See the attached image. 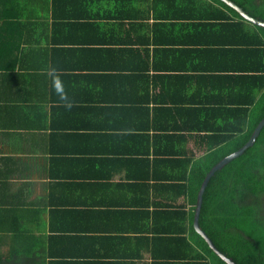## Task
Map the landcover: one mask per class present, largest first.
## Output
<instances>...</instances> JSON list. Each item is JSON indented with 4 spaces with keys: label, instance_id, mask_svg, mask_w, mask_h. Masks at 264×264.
Masks as SVG:
<instances>
[{
    "label": "crops",
    "instance_id": "crops-1",
    "mask_svg": "<svg viewBox=\"0 0 264 264\" xmlns=\"http://www.w3.org/2000/svg\"><path fill=\"white\" fill-rule=\"evenodd\" d=\"M202 1L0 0L4 264H205L186 186L240 61Z\"/></svg>",
    "mask_w": 264,
    "mask_h": 264
},
{
    "label": "trees",
    "instance_id": "trees-1",
    "mask_svg": "<svg viewBox=\"0 0 264 264\" xmlns=\"http://www.w3.org/2000/svg\"><path fill=\"white\" fill-rule=\"evenodd\" d=\"M200 1L193 0L194 7ZM231 1L264 22V0ZM202 2L205 9L197 19L205 21L206 26H210L207 21H214V26L233 29L231 36L235 38L240 63L235 69L239 76L228 82L232 94L227 102L231 106L218 110L223 112L218 117L207 110L206 123L211 127L204 128L213 133L206 136L213 143L208 145L204 157L194 162L186 186L195 204L208 174L225 158L243 149L264 120V27L246 20L222 0ZM194 223L191 220V238L204 253L201 258L205 264H227L196 231ZM200 226L236 264H264V129L253 147L211 179L203 198ZM4 242L7 240L0 234V244ZM3 253L0 250V264L5 261ZM27 260L36 264L35 259Z\"/></svg>",
    "mask_w": 264,
    "mask_h": 264
},
{
    "label": "water",
    "instance_id": "water-1",
    "mask_svg": "<svg viewBox=\"0 0 264 264\" xmlns=\"http://www.w3.org/2000/svg\"><path fill=\"white\" fill-rule=\"evenodd\" d=\"M223 2L227 3L229 6L237 10L246 20L252 22L253 24H256L258 26L264 27V22L257 20L253 17H251L249 14H247L241 7H239L237 4L232 2L231 0H222ZM264 129V120L260 123L258 128L256 129L255 133L253 134L251 140L249 143L241 149L239 152L234 153L227 158H225L223 161H221L213 170L208 174L206 177L202 188L199 193V198H198V206L196 210V217H195V229L196 231L206 240V242L209 244L210 248L216 253L222 260H224L227 264H236L232 259L228 258L226 255H224L213 243V241L210 239V237L204 232L200 226V216L202 212V207H203V198L205 191L211 181V179L214 177V175L222 170L227 164L231 163L235 159L239 158L242 156L249 148L253 147L259 138L262 130Z\"/></svg>",
    "mask_w": 264,
    "mask_h": 264
},
{
    "label": "clouds",
    "instance_id": "clouds-1",
    "mask_svg": "<svg viewBox=\"0 0 264 264\" xmlns=\"http://www.w3.org/2000/svg\"><path fill=\"white\" fill-rule=\"evenodd\" d=\"M54 90H55L56 95L61 101L66 100L65 88L62 84V81L58 78L54 80Z\"/></svg>",
    "mask_w": 264,
    "mask_h": 264
}]
</instances>
